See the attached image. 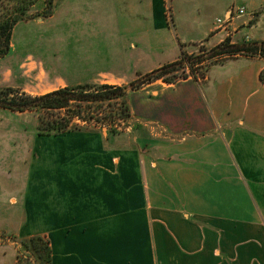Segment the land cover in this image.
<instances>
[{"label":"crops","instance_id":"1","mask_svg":"<svg viewBox=\"0 0 264 264\" xmlns=\"http://www.w3.org/2000/svg\"><path fill=\"white\" fill-rule=\"evenodd\" d=\"M52 7L14 27L0 89L28 91L15 69L38 75L40 95L125 87L196 47L264 41V0H172V17L166 0ZM263 70L262 58L239 56L148 84L128 94L119 133L11 138L0 221L48 239L54 264H264ZM14 244L0 246V264H17Z\"/></svg>","mask_w":264,"mask_h":264},{"label":"trees","instance_id":"2","mask_svg":"<svg viewBox=\"0 0 264 264\" xmlns=\"http://www.w3.org/2000/svg\"><path fill=\"white\" fill-rule=\"evenodd\" d=\"M36 1L24 0L9 17L5 16L6 18L0 22V58L9 53L14 27L21 21L31 20L40 16V14H29L30 7L34 6ZM52 3L53 0L48 1L47 5L50 10L47 13H43L44 17H48L52 13ZM239 56L260 57L264 60V41L248 42L244 40L232 43L231 39H226L202 56L193 57L192 55L183 54L179 61L164 65L125 87L87 84L59 89L39 96H33L19 89H0V109L15 113L32 112L37 114L39 119L37 129L38 134L41 136H54L70 132L72 122L76 118L111 128V126H116L115 122H122L130 118V107L127 102L130 92L160 80L166 83H175L178 80L186 79L190 75L188 72L194 75V68L197 66L200 67V65H204L216 58L225 57L223 60H226ZM180 71H183V75L178 74ZM260 79L264 84V70L260 75ZM105 104H115L121 107V112L117 113L116 116L94 117L93 114L95 112L91 111L93 106L102 107ZM84 109L87 110V115L82 117V114L85 113ZM62 111H65L67 115L61 116L59 113ZM30 244L31 249L39 254L40 258L47 262L51 261L52 252L48 241L45 242L43 238L35 237L30 240Z\"/></svg>","mask_w":264,"mask_h":264},{"label":"rangeland","instance_id":"3","mask_svg":"<svg viewBox=\"0 0 264 264\" xmlns=\"http://www.w3.org/2000/svg\"><path fill=\"white\" fill-rule=\"evenodd\" d=\"M49 0H37L35 2V6L30 7V15H33L32 10L34 9H39V11H37V14H39L38 12L41 11H45L48 12L50 10L49 7L45 6V4H48ZM55 1V0H54ZM24 2V0H0V22L3 21L6 17H9V15L14 11V9L16 7H19L22 3ZM45 7V8H44ZM44 8V9H43ZM6 16V17H5ZM264 21V20H263ZM264 28V27H263ZM212 46H200V47H196L193 48L194 53L192 54L193 57H198V56H202L205 53L209 52L212 48ZM207 55V54H206ZM7 56V55H6ZM6 56L0 58V59H4ZM225 58V57H223ZM223 58H216L208 63H205L204 66H197L194 68V75L196 76H201L204 74V71L206 68H208L211 65H215L217 63H223L226 60H223ZM7 65H12L11 62L6 61V62H0V84H2V75L5 71V67ZM16 70V75H15V80H17V82L19 83H25V87L27 88L28 91H26V93L31 94L33 96H39L40 94H43V92H45L43 85L40 83V78L38 77V75H31L30 77L25 78L24 76V71L25 69H20V70ZM190 75H192L191 72H188ZM179 75H183V71H180L178 73ZM25 80V81H24ZM6 86H3V88H5ZM23 87V86H22ZM20 89L22 91V88H17ZM111 105V106H109ZM85 106V105H84ZM103 107V108H102ZM98 106V105H94L93 109L91 110L93 113L95 112V114H93L94 117H104V116H108V115H112V116H116L117 113L121 112V107L116 106L115 104H105L104 106ZM72 111H74V109H72ZM85 113L82 114V117L87 115V110H85ZM91 112V113H92ZM59 114H61V116H65L67 115V113L65 111L60 112ZM128 119L122 121V122H115L116 126H111V132L112 133H119L120 131H123L124 129V125L126 123ZM38 125H39V119L37 114L35 113H26V114H19V113H13V112H8V111H3L0 110V186L3 187V183L4 180H6V175H8V166L5 165V163L9 162L8 161V157L10 158L13 155V152L11 153L10 151H8L9 146L13 143V137L16 138L15 143L17 144H24L25 143V135L29 136L30 134H34L36 132H38ZM105 130L107 132L108 127H102L101 124L97 125L95 123H88L85 122L83 120H80L78 118L74 119L71 125V130L73 132H78V131H102ZM37 135V134H36ZM24 137V138H23ZM12 147V146H11ZM10 147V148H11ZM17 148V147H16ZM15 148V149H16ZM13 149V148H11ZM25 155V152H23L22 150H20V148L16 149V157H17V161L18 159H20V156L23 157ZM21 166V164H19L17 162V166ZM24 167V164H23ZM27 174H24L22 176L16 175L15 180L19 181L20 179H22V181L24 182V180H27ZM8 193L6 190V187H4L1 192H0V199L2 202L6 201L8 199ZM0 223L2 224V226L4 227V230L0 231V246L3 247V249H5L6 247L9 248L10 244H14L16 243L17 245L14 244V246H16L18 248V252H17V264H54L53 263V253L51 254V261L47 262L46 260H43L42 258L39 257V254H37L35 251H33L31 249V244H30V240L32 238L35 237H41V236H33L30 238H20L19 236H17V234L15 233H9L8 229L6 227L12 228V223L15 224L14 221H7V220H3L0 221ZM16 226V225H14ZM43 238V240L46 242L49 240ZM50 244V242H49ZM6 248V249H7ZM50 249H51V245H50ZM52 252V249H51Z\"/></svg>","mask_w":264,"mask_h":264},{"label":"built area","instance_id":"4","mask_svg":"<svg viewBox=\"0 0 264 264\" xmlns=\"http://www.w3.org/2000/svg\"><path fill=\"white\" fill-rule=\"evenodd\" d=\"M166 2H167L169 17H172V13H171V11H172L171 10V2H172V0H166ZM236 14H238V15H240L242 17H247L249 15V13H247V11L244 8L236 9ZM253 16L254 15L251 14V15H249V18L253 19ZM217 23L220 26H224L226 24V22L223 21V20H218Z\"/></svg>","mask_w":264,"mask_h":264}]
</instances>
